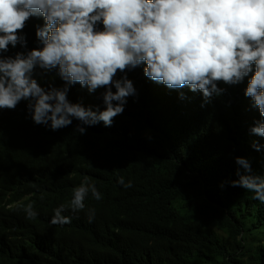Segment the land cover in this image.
<instances>
[{
	"label": "clouds",
	"instance_id": "clouds-1",
	"mask_svg": "<svg viewBox=\"0 0 264 264\" xmlns=\"http://www.w3.org/2000/svg\"><path fill=\"white\" fill-rule=\"evenodd\" d=\"M37 74L59 80L44 87ZM185 93L201 107L231 95L226 114H259L249 135L264 165V0H0V264H49L70 250L101 264L62 239L74 220L94 222L102 193L85 177L63 202L70 167L33 135L3 143L7 110L25 102L26 119L53 132L75 120L80 135L103 123L122 139L143 104L159 114ZM235 163L231 186L264 204V176L246 157ZM117 183L133 187L123 176Z\"/></svg>",
	"mask_w": 264,
	"mask_h": 264
},
{
	"label": "trees",
	"instance_id": "trees-1",
	"mask_svg": "<svg viewBox=\"0 0 264 264\" xmlns=\"http://www.w3.org/2000/svg\"><path fill=\"white\" fill-rule=\"evenodd\" d=\"M36 78L44 87L59 80L54 74ZM185 95L173 97L159 114L143 104L125 124L122 139L103 123L80 135L75 120L53 132L26 119L25 102L3 114V143L13 142V135H33L53 159L70 167V197L63 202L69 198L70 205L73 188L85 177L102 193L91 207L94 222L74 220L63 231V244L80 242L79 250L91 251L101 264H264V204L230 183L239 179L237 156L251 162L253 174L264 176V165L254 160L263 148L254 150L249 135L259 114L245 107L226 114L231 95L205 107L200 97ZM120 176L133 187L119 185ZM49 260L89 264L76 259L74 250Z\"/></svg>",
	"mask_w": 264,
	"mask_h": 264
},
{
	"label": "bare ground",
	"instance_id": "bare-ground-1",
	"mask_svg": "<svg viewBox=\"0 0 264 264\" xmlns=\"http://www.w3.org/2000/svg\"><path fill=\"white\" fill-rule=\"evenodd\" d=\"M201 262V261H200Z\"/></svg>",
	"mask_w": 264,
	"mask_h": 264
}]
</instances>
